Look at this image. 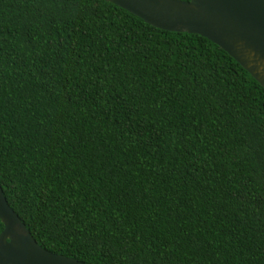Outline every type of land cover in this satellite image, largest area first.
<instances>
[{"label": "trees", "instance_id": "obj_1", "mask_svg": "<svg viewBox=\"0 0 264 264\" xmlns=\"http://www.w3.org/2000/svg\"><path fill=\"white\" fill-rule=\"evenodd\" d=\"M0 186L85 264H264V87L106 0H0Z\"/></svg>", "mask_w": 264, "mask_h": 264}, {"label": "water", "instance_id": "obj_2", "mask_svg": "<svg viewBox=\"0 0 264 264\" xmlns=\"http://www.w3.org/2000/svg\"><path fill=\"white\" fill-rule=\"evenodd\" d=\"M163 30L206 37L264 87V0H106ZM0 264H85L33 238L0 186Z\"/></svg>", "mask_w": 264, "mask_h": 264}]
</instances>
